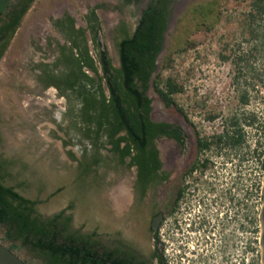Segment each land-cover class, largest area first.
Listing matches in <instances>:
<instances>
[{
    "label": "flooded vegetation",
    "instance_id": "obj_1",
    "mask_svg": "<svg viewBox=\"0 0 264 264\" xmlns=\"http://www.w3.org/2000/svg\"><path fill=\"white\" fill-rule=\"evenodd\" d=\"M28 1L15 0L16 11L20 12ZM34 1H30L16 31ZM83 1L82 24L75 17L74 9L63 8L47 17V26L36 24L28 35L29 45L38 56L32 65L35 82L44 91L54 89L63 100L57 120L62 122L70 138L77 140L78 135L69 129L71 119L66 114V98L54 84L46 85V76L58 74L64 67L60 62L61 46L70 45L64 35L68 26L66 16L73 18L75 28L85 29L89 52L95 57L91 38L95 23L89 20L91 9L99 19L97 36L101 48L107 45L98 11L117 13V19L109 24L117 35L116 59L109 55L113 66L119 67L118 43L125 33L135 30L151 3V0ZM175 1L169 4L171 14ZM252 2L257 12L264 14V0ZM130 10L136 11L131 15L132 24L124 18ZM6 14L4 11L0 19L1 42L7 38L11 21ZM87 72L96 77L91 70ZM252 75L251 82L246 75L236 77L242 85L238 91L241 113L217 122L221 116L215 111L209 112L205 117L213 125L210 131H201L198 122L186 113V82L182 79L178 84L182 103L177 107L166 105L158 96L168 108L167 112H161L162 117L153 118L151 99L149 117L154 125L144 135L126 141L120 138L126 131L120 130L114 136L118 145L113 147L112 143L103 142L96 154H92L93 147L88 140H80L82 149L80 153H73L74 157L84 165L93 156L98 159L96 164H91V171L82 174L84 186L88 187L92 179L96 181V206L87 210V216L93 219H85L87 229L82 236L100 264H249L252 250L261 259L264 74ZM254 195L259 202V219H250ZM158 214L161 217L154 228L153 221ZM253 237L257 245L251 241Z\"/></svg>",
    "mask_w": 264,
    "mask_h": 264
},
{
    "label": "rangeland",
    "instance_id": "obj_2",
    "mask_svg": "<svg viewBox=\"0 0 264 264\" xmlns=\"http://www.w3.org/2000/svg\"><path fill=\"white\" fill-rule=\"evenodd\" d=\"M252 1L176 0L173 6L158 57V81L165 89L169 78L177 84L185 80V110L201 131H210L213 126L205 117L211 111L221 116L217 122L241 113L238 91L242 85L237 76L246 75L251 82L252 73L264 74V14L257 12ZM63 8L74 9L78 22L83 23V0H35L0 60V157L8 162L5 184L37 199V212L44 217L60 212L70 216L69 230L82 234L87 229L85 219H93L87 210L96 206V181L90 180L88 187L78 181L77 162L70 152L80 153L83 144L70 138L57 120L63 100L54 89L44 91L35 82L32 65L38 56L28 39L36 24L47 26V17ZM98 13L107 48L115 60L117 35L109 24L119 15L113 11ZM135 13L130 10L124 18L132 24ZM148 95L153 102V118L162 117L161 112L168 108L151 85ZM171 97L176 105L182 103L178 92ZM258 207L254 195L250 219H259ZM8 231L6 225H0V242L27 264H49L38 249ZM251 241L257 245L256 238ZM249 264H261L255 250L249 253Z\"/></svg>",
    "mask_w": 264,
    "mask_h": 264
},
{
    "label": "trees",
    "instance_id": "obj_3",
    "mask_svg": "<svg viewBox=\"0 0 264 264\" xmlns=\"http://www.w3.org/2000/svg\"><path fill=\"white\" fill-rule=\"evenodd\" d=\"M30 1L17 12L16 3L0 0V19L4 11H7L5 17L11 19L7 38L2 42L0 31V57ZM171 1L151 0L135 30L124 34L118 43L119 67L113 66L107 48L100 47L97 36L99 19L93 8L89 20L95 23L91 29L95 57L89 52L85 29L75 28L73 18L66 16L68 26L64 35L70 45L61 46L60 62L64 67L58 74L46 76V85L54 84L59 94L66 98V114L71 119L69 129L78 135V141L86 139L90 142L92 154L98 152L103 142L116 147L118 141L114 136L120 130L126 131V135L120 138L129 141L144 135L154 125L149 117L151 98L147 90L150 85L166 105L177 107L171 94L179 91L178 84L169 78L163 89L157 72L158 57L171 18ZM86 68L96 77L91 76ZM70 155L78 162V181H83V172L93 169L91 164L97 163V156L84 165L73 153ZM7 164V160L0 157V225H6L11 236L38 249L49 264H100L96 253L91 252V246H86L82 234L69 230L70 216L60 212L44 217L37 212V199L27 198L13 186L5 184Z\"/></svg>",
    "mask_w": 264,
    "mask_h": 264
},
{
    "label": "water",
    "instance_id": "obj_4",
    "mask_svg": "<svg viewBox=\"0 0 264 264\" xmlns=\"http://www.w3.org/2000/svg\"><path fill=\"white\" fill-rule=\"evenodd\" d=\"M101 37V33H100ZM264 179V176H263ZM161 214H158L153 221V227L156 228ZM260 219H262V234H261V262L264 264V183H263V205L260 212ZM0 264H27L18 254H16L8 246L0 242Z\"/></svg>",
    "mask_w": 264,
    "mask_h": 264
}]
</instances>
